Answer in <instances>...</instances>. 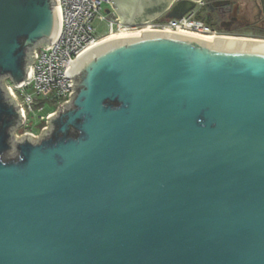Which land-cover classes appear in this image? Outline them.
<instances>
[{"label": "water", "instance_id": "water-1", "mask_svg": "<svg viewBox=\"0 0 264 264\" xmlns=\"http://www.w3.org/2000/svg\"><path fill=\"white\" fill-rule=\"evenodd\" d=\"M171 1L108 0L122 19L105 18L195 5ZM60 30L59 0H0V264H264L261 39L114 37L76 60L40 134L17 136L4 79L23 84Z\"/></svg>", "mask_w": 264, "mask_h": 264}, {"label": "built area", "instance_id": "built-area-1", "mask_svg": "<svg viewBox=\"0 0 264 264\" xmlns=\"http://www.w3.org/2000/svg\"><path fill=\"white\" fill-rule=\"evenodd\" d=\"M174 2L175 0L170 6ZM105 3L109 4L108 0H59L61 30L56 43H52L48 49H43V46L35 47L36 57L31 63L28 79L19 86H8L24 114L23 124L20 125L24 129L23 133L33 134L29 126L31 116L43 124L42 129L46 127L44 124L46 117L55 112L60 104L69 100L71 87L68 76L80 53L89 44L110 36L139 34L147 30L189 32L213 38L223 36L212 25L198 18L195 9L187 11L179 18H166L162 15L142 23L128 25L119 22L118 19L111 21L105 18L110 12L118 18L111 6L107 8L109 12L103 10ZM95 20L105 23L106 30L103 35L97 34ZM46 99L57 101V105L53 110L37 115L33 105L40 101L43 103ZM43 109L44 106H40L38 111Z\"/></svg>", "mask_w": 264, "mask_h": 264}, {"label": "flooded vegetation", "instance_id": "flooded-vegetation-1", "mask_svg": "<svg viewBox=\"0 0 264 264\" xmlns=\"http://www.w3.org/2000/svg\"><path fill=\"white\" fill-rule=\"evenodd\" d=\"M177 1L179 0H175L174 3ZM194 2L193 9L208 19L210 25L219 33L225 34L223 36H228V34L251 35L260 37L253 39L264 40V0H194ZM112 10L119 16L114 9ZM119 17L122 19L121 16Z\"/></svg>", "mask_w": 264, "mask_h": 264}, {"label": "rangeland", "instance_id": "rangeland-1", "mask_svg": "<svg viewBox=\"0 0 264 264\" xmlns=\"http://www.w3.org/2000/svg\"><path fill=\"white\" fill-rule=\"evenodd\" d=\"M108 6H110V5L105 3V4L103 5V10L107 9ZM94 25H95L96 28H97V34H98V35H103L104 32H105V30H106V25H105V23H104V22H98V21L95 20ZM223 35H225V34H223ZM228 36L260 38V37H254V36H251V35H234V34H228ZM263 39H264V38H263ZM4 84H5L7 87H8L9 85H11V83H10V81H9V79H8L7 77L4 79ZM18 94L20 95V92H19V91H18ZM56 105H57V101H55V100H51V99H46V101H44L43 103H41V101H40V102H38L37 105H33V109H34V111H35V113H36L37 115H38L39 113H43V114H44V113H46L47 111H51V110H53V109L55 108ZM40 106H44V109H43L42 111H38V108H39ZM38 124H39V121H37V119H36L34 116H31V117H30V120H29V126L31 127L32 130L35 131V132L33 131V134H34V135H39V134H40L41 128H40L39 131H38V128H39ZM44 124H45V126L48 125V124H46V123H44ZM23 131H24V129H23L22 127H19V128H17V129L14 130V133H15L17 136H19V135L23 134Z\"/></svg>", "mask_w": 264, "mask_h": 264}, {"label": "bare ground", "instance_id": "bare-ground-1", "mask_svg": "<svg viewBox=\"0 0 264 264\" xmlns=\"http://www.w3.org/2000/svg\"><path fill=\"white\" fill-rule=\"evenodd\" d=\"M179 33H180V32H179ZM181 33L192 34V33H189V32H181ZM123 35H124V34H123ZM127 35H128V34H127ZM129 35H135V34L129 33ZM192 35H196V34H192ZM117 36H120V35L110 36V37H107V38H105V39H102V40H100V41H98V42H96V43H93V44H89V45H87V46L83 49V51L80 53L79 57L77 58V59H78L77 62H79V60H80L81 57L84 55V53H85L86 51H88L89 49H91L92 47H94V46H96V45H98V44H100V43H102V42H104V41H107V40H109V39H112V38H114V37H117ZM198 36H200V35H198ZM204 37H206V36H204ZM209 38H213V37H209ZM238 39H241V40H248L249 38H248V37H240V38H238ZM259 42L264 43V40H261V41H259ZM75 62H76V61H75Z\"/></svg>", "mask_w": 264, "mask_h": 264}, {"label": "trees", "instance_id": "trees-1", "mask_svg": "<svg viewBox=\"0 0 264 264\" xmlns=\"http://www.w3.org/2000/svg\"><path fill=\"white\" fill-rule=\"evenodd\" d=\"M197 17L203 19L206 23L210 24V21L208 19L204 18L203 16H201V15L198 14ZM38 126H39V128H38V131H39V129L43 126V124L42 123H39Z\"/></svg>", "mask_w": 264, "mask_h": 264}]
</instances>
